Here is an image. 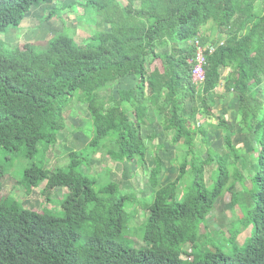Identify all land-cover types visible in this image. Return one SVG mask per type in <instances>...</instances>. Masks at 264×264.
<instances>
[{
	"label": "trees",
	"instance_id": "16d2710c",
	"mask_svg": "<svg viewBox=\"0 0 264 264\" xmlns=\"http://www.w3.org/2000/svg\"><path fill=\"white\" fill-rule=\"evenodd\" d=\"M54 1L0 0V149L23 150L34 159L44 143L40 161L29 166L27 191L45 182L42 190L50 200L53 190H67L59 201L61 214L22 206L12 197L0 200V264H264V0L74 1L62 8L93 7L109 29L79 42L56 7L40 21L62 20L60 33L43 46L11 47L5 36L14 34L12 28L33 6ZM210 23L207 35L203 29ZM199 47L205 57L201 83L193 80ZM127 75L137 77L135 86L115 93L112 82ZM231 92L238 99L240 132L256 145L245 152L234 141L233 126L218 117L226 149L209 147L205 153L195 143L199 132L206 133L197 117L214 116L217 100ZM76 101L87 105L90 152L71 151L66 166L50 169L44 155L57 144ZM151 110L180 155L177 166L175 158L166 163L179 168L176 177H168L173 180L161 183L164 161L157 154L149 197L121 189L111 175L99 179L81 171L83 165L91 169L92 156L105 148L118 163H146L143 126L155 124ZM3 167L0 162V188ZM241 167H253L255 175L244 181ZM226 192L242 213L227 237L236 246L227 251L212 241L210 250L201 251V230ZM136 203L147 215L140 224L141 246L125 238L138 226L132 225ZM249 227L240 248V229ZM187 253L193 258H184Z\"/></svg>",
	"mask_w": 264,
	"mask_h": 264
},
{
	"label": "rangeland",
	"instance_id": "374dc122",
	"mask_svg": "<svg viewBox=\"0 0 264 264\" xmlns=\"http://www.w3.org/2000/svg\"><path fill=\"white\" fill-rule=\"evenodd\" d=\"M74 1L80 4L84 3L86 0H55L52 6H47L46 4L35 5L29 11V16L26 17V20L18 28H12H16V30L13 31V35L4 34L2 37L4 38L6 35L5 40L11 47H23L30 43L37 46L45 45L51 37L60 33L63 28L62 20L56 17L43 23L40 21L48 11L56 7L62 9V17H67L69 19L68 26L73 29V34L79 42H86V40L98 30L103 31L109 29V26L101 20L93 7L85 9L84 7L80 8V6L76 4L73 10L68 7H65L64 9L62 8L65 3L71 5ZM122 2L125 3L124 0H122ZM259 4L260 2H258V5ZM212 27H214V24L210 23L203 29V31L208 35L213 31ZM219 36L221 40H224V34H220ZM164 50H168V47L164 48ZM230 71L231 69L229 67L228 69H223L222 83L218 88L221 92L224 90V82ZM112 84H114L115 93H117L118 90L121 89V82L114 81ZM261 87L260 96L264 98V92L262 91L264 90V87ZM188 105L190 106V103ZM237 107L238 99L235 97V94L231 92L227 94L225 98L223 97L217 100L216 105L214 106V116L206 114L197 117V121L204 126L206 131L204 135L199 132L198 135L196 134L197 137L195 138V143L199 147H204L203 152L206 153L209 147H214L220 151L226 149L223 144L226 132L219 127L218 117H223L228 122L227 125L233 126L232 134L234 135V141L238 143V146L247 153L252 151L256 144L249 141L246 134L240 132L241 123L237 120L240 119V116H237ZM150 113L152 117H155L156 128L151 125V127L148 128L149 132H146V130H144L146 128L143 126V135L148 146L146 163L138 165L135 162L118 163L108 154L107 149L105 148L96 152L92 156L94 161L91 169H87L86 166L83 165L81 171L91 175H98L99 179H102L103 175H111L115 181L120 183L121 189L132 194L134 193L137 198L149 197L152 194L150 171L156 166V154L160 157L162 162L164 161V164L175 158L176 162L174 164L177 166L178 161H181L180 155L176 158L175 146L170 144L167 134L161 128L159 123L160 115L156 114L154 110H151ZM88 119L89 113L87 105L80 101H76L73 105V109L66 112V128L60 133L57 144L48 149L44 155V162L48 168L53 169L58 166H66L69 162V153L71 151L82 150L85 153L90 152L87 141L92 135L89 137L86 135L91 132L87 125V122H89ZM152 129L155 131H152ZM146 134H151L153 137H148ZM170 134L172 135L174 132L171 131ZM240 135L243 137L242 140L239 138ZM202 139H204L206 143H203ZM161 144H164L165 147L159 148ZM43 148L44 143H41L40 153L34 159L25 157L23 150H20L19 152H8L4 148L0 149V162L3 164L5 170L0 188V200L12 197L22 206L38 210L45 209L46 211H53L57 214H61L63 213V209L59 201L64 196V193L67 192L66 189L53 190L50 200L47 199L44 190H42L46 184L45 182L40 184L39 187L33 188L30 193L27 191L30 182V177L28 175V171L30 170L29 166L33 161H40L39 158L43 155ZM157 151L159 152L156 153ZM203 156L206 157L207 154ZM252 156L254 157L255 155L252 154ZM233 160L234 159L231 156L228 159L230 162ZM168 165L170 166L162 167L163 173L161 176V183L163 185H165L166 182L173 180V178L167 177L177 173L176 171L179 169L175 165H173V167L171 164ZM252 168L241 167L245 178L244 181L250 180V177L255 175V173H252ZM212 169V165L206 167V180L208 183L212 182ZM170 170L173 173H171ZM177 174H175V177ZM242 186V184H238L239 189ZM231 197V192H226L224 196L219 198L215 209L208 216L206 222L207 228L203 227L201 230V232H206L208 234L203 233V236L206 237L202 241L201 251L210 250L212 248L210 245L213 242L223 246L227 251L235 248L236 244L227 237L228 235H231L232 226L236 225H233V221L242 216V213L239 207H233L234 204H232ZM134 209H137V212L133 218L132 225L138 226L136 227V231H129L128 229L127 232L129 233H126L125 238L132 246H134V243L137 246H141L145 242L143 239L145 227L144 224H140L144 222L147 215L143 212L141 204L136 203V206L132 208V211ZM251 229L252 227L240 229L243 232L236 240L238 247L241 248L248 236L251 235ZM82 232L83 235H86L83 229ZM223 239L228 241V245L225 243L226 240ZM183 257L187 259L193 258L190 253L183 254Z\"/></svg>",
	"mask_w": 264,
	"mask_h": 264
},
{
	"label": "crops",
	"instance_id": "0c3cea01",
	"mask_svg": "<svg viewBox=\"0 0 264 264\" xmlns=\"http://www.w3.org/2000/svg\"><path fill=\"white\" fill-rule=\"evenodd\" d=\"M121 88H132V87H134L135 86V84H136V76H133V75H127V76H125V77H123L122 79H121ZM237 114H238V111H237ZM154 126V128H156V124H154L153 125ZM151 127V125H146L145 126V128L146 129H144V130H146V132H149L148 131V128H150ZM159 130V129H158ZM152 131H155L154 129H152ZM151 132V131H150ZM146 135H148V137H152V135L151 134H146ZM146 137V136H145ZM241 140L243 139V137H242V135H240V137H239ZM171 151V150H170ZM163 166L164 167H169L170 165H166V164H164L163 163ZM172 166V165H171ZM173 167V166H172ZM170 172L171 173H173L171 170H170ZM175 174L176 173H174L173 175H171V177H174L175 176ZM168 178V177H167Z\"/></svg>",
	"mask_w": 264,
	"mask_h": 264
},
{
	"label": "built area",
	"instance_id": "2783aa9c",
	"mask_svg": "<svg viewBox=\"0 0 264 264\" xmlns=\"http://www.w3.org/2000/svg\"><path fill=\"white\" fill-rule=\"evenodd\" d=\"M198 61H199V64L196 66L194 73H195V76L197 78L203 79L204 78V71L202 68V63H204L205 57L203 55L202 50H199V52H198Z\"/></svg>",
	"mask_w": 264,
	"mask_h": 264
},
{
	"label": "bare ground",
	"instance_id": "6f19581e",
	"mask_svg": "<svg viewBox=\"0 0 264 264\" xmlns=\"http://www.w3.org/2000/svg\"><path fill=\"white\" fill-rule=\"evenodd\" d=\"M199 50H202V52H203V48H202V47H199L198 52H199ZM213 50H214V46L211 47V51H213ZM198 52H197V57H196V60H197V64H196V66L199 64V61H198ZM203 55H204V54H203ZM204 63H205V61H204ZM204 63H202V68H203ZM196 66H195V68H196ZM195 68H194V70H193V80H194L195 82H197V83H201V82L204 81L205 73H204V78H203V79H199V78H197V77L195 76V73H194ZM203 71H204V70H203Z\"/></svg>",
	"mask_w": 264,
	"mask_h": 264
}]
</instances>
